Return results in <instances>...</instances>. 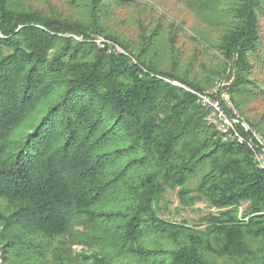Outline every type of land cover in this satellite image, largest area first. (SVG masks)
<instances>
[{
  "label": "trees",
  "instance_id": "obj_1",
  "mask_svg": "<svg viewBox=\"0 0 264 264\" xmlns=\"http://www.w3.org/2000/svg\"><path fill=\"white\" fill-rule=\"evenodd\" d=\"M175 1L202 28L139 0H0L4 264H264V174L186 89L218 86L264 137V0ZM168 191L213 211L171 219Z\"/></svg>",
  "mask_w": 264,
  "mask_h": 264
},
{
  "label": "rangeland",
  "instance_id": "obj_2",
  "mask_svg": "<svg viewBox=\"0 0 264 264\" xmlns=\"http://www.w3.org/2000/svg\"><path fill=\"white\" fill-rule=\"evenodd\" d=\"M21 3L24 4H32L36 6H44L46 5V2H49L53 6L57 7L58 9H61L65 12H69V14L78 15L81 13L79 9H75L71 2V0H18ZM142 2H148L149 4H152L154 6V9L158 11V13H164L166 18L170 21H173L174 19L177 21H180L181 19L185 20V33H188L189 28H202V24L189 12H187L180 3H178L175 0H139ZM132 10L128 11H119V14L117 15L118 19H121L123 21V24H115L111 23L112 25L116 26V29L122 30L127 34L131 33V22L129 21L128 17L131 18L132 13H130ZM128 31V32H127ZM187 55L191 54L190 46L186 45L185 48ZM223 89V88H222ZM210 90V89H207ZM197 179L193 178L189 181L188 185L190 187H194L196 185ZM2 201H0V206H2ZM166 208L162 205V213L165 216H169V218L174 220H181L185 219L189 222H196L197 219L200 217V215L206 214L208 212L213 211L206 202H194V204H191L189 206H184L179 203V200L177 198L175 191H168L166 195ZM243 209V208H242ZM68 253L70 256H75L77 254H89L90 250L81 245H71L69 247ZM0 264H4V258L3 254L0 251Z\"/></svg>",
  "mask_w": 264,
  "mask_h": 264
},
{
  "label": "built area",
  "instance_id": "obj_3",
  "mask_svg": "<svg viewBox=\"0 0 264 264\" xmlns=\"http://www.w3.org/2000/svg\"><path fill=\"white\" fill-rule=\"evenodd\" d=\"M96 42L101 44L102 40L98 38ZM111 49L121 52L117 45L112 44ZM186 89L194 94L196 102L205 109L206 122L214 128L221 140L247 144L253 162L264 174V137L240 117L229 94L218 86L206 91Z\"/></svg>",
  "mask_w": 264,
  "mask_h": 264
}]
</instances>
